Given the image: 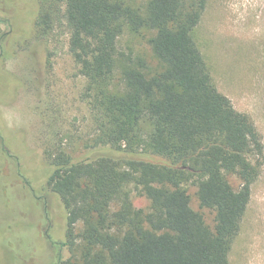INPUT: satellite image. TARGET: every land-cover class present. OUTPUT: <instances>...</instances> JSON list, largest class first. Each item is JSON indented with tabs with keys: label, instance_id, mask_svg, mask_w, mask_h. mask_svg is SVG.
<instances>
[{
	"label": "trees",
	"instance_id": "obj_1",
	"mask_svg": "<svg viewBox=\"0 0 264 264\" xmlns=\"http://www.w3.org/2000/svg\"><path fill=\"white\" fill-rule=\"evenodd\" d=\"M207 1L147 0L142 10L124 0H36L35 34L67 33L86 79L90 146L105 149L79 159L60 145L43 152L45 187L66 212L51 264H230L264 144L218 90L194 39ZM125 29L146 37L153 65L119 50ZM188 183L210 218L191 206ZM129 185L145 207L134 206Z\"/></svg>",
	"mask_w": 264,
	"mask_h": 264
},
{
	"label": "rangeland",
	"instance_id": "obj_2",
	"mask_svg": "<svg viewBox=\"0 0 264 264\" xmlns=\"http://www.w3.org/2000/svg\"><path fill=\"white\" fill-rule=\"evenodd\" d=\"M124 1L142 10L147 2ZM36 13V0H0V264H51V240H65L66 212L45 187L50 166L44 150L60 145L76 159L105 150L90 146L86 79L68 50L67 33L38 38ZM193 36L216 87L253 119L264 144V0H208ZM118 48L153 65L144 36L125 29ZM262 159L230 264H264V153ZM229 181L238 188L235 175ZM186 186L191 206L210 218L199 207L197 187ZM127 190L135 207L147 205L132 185Z\"/></svg>",
	"mask_w": 264,
	"mask_h": 264
}]
</instances>
